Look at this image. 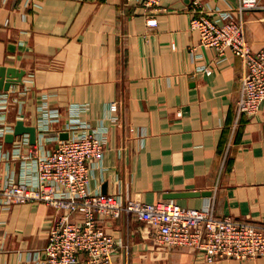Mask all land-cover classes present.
<instances>
[{
	"label": "crops",
	"instance_id": "obj_1",
	"mask_svg": "<svg viewBox=\"0 0 264 264\" xmlns=\"http://www.w3.org/2000/svg\"><path fill=\"white\" fill-rule=\"evenodd\" d=\"M201 1L229 10L240 0ZM194 14L192 0H162L156 12L143 0H0V66L26 69L24 83L0 92V119L37 125L45 103L59 111L46 136L62 138L79 112L106 135L93 190L151 202L198 191L174 200L196 208L212 203L220 215L264 223V104L256 114L237 113L244 64L230 51L219 59L200 46ZM150 16L156 25L147 23ZM243 18L252 48L264 47V9ZM4 138L0 188L23 169L12 156L14 142ZM42 145L51 149L56 140ZM60 214L42 202H0V264H44L48 231ZM103 226L122 241L120 264H264V256L209 262L192 248L159 244L133 216Z\"/></svg>",
	"mask_w": 264,
	"mask_h": 264
},
{
	"label": "built area",
	"instance_id": "obj_2",
	"mask_svg": "<svg viewBox=\"0 0 264 264\" xmlns=\"http://www.w3.org/2000/svg\"><path fill=\"white\" fill-rule=\"evenodd\" d=\"M161 1L143 0L149 12H156ZM257 8L264 9V0H240L229 10H212L201 0H192L195 14L190 24L199 33V45L213 48L219 59L230 51L244 64L236 102L238 114H256L264 104V47L252 48L243 18L245 11ZM147 23L154 26L157 18L150 16ZM201 69L208 74L213 71L209 66ZM6 101L4 96L1 102L7 105ZM39 111L36 147L23 153L25 146L32 145L28 133L13 140L12 156L21 159L22 176L9 178L0 188V202L6 208L42 202L61 211L48 231L44 264H120L116 258L122 241L104 228L103 220L124 215L145 223L159 244L192 248L209 262L264 256V223L220 215L212 203L186 207L174 199L151 202L93 190L92 168L104 155L106 135L92 130L76 112L67 126L68 138L46 136L50 120L58 117L59 111L45 103ZM2 119L1 139L15 125ZM45 138L56 140V145L45 150Z\"/></svg>",
	"mask_w": 264,
	"mask_h": 264
},
{
	"label": "water",
	"instance_id": "obj_3",
	"mask_svg": "<svg viewBox=\"0 0 264 264\" xmlns=\"http://www.w3.org/2000/svg\"><path fill=\"white\" fill-rule=\"evenodd\" d=\"M26 74L25 68H20L11 65L0 66V92L7 91L12 85L24 83V75ZM28 133L30 137V143L36 144L37 142V127L34 124H26L24 119L18 118L14 125V130L5 134L6 142H13L14 138L18 135ZM69 134L63 132L62 138H68ZM201 192H167L164 197L167 199H177L188 196H196ZM210 192H203L202 194H209Z\"/></svg>",
	"mask_w": 264,
	"mask_h": 264
}]
</instances>
